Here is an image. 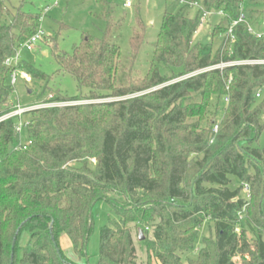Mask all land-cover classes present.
<instances>
[{
    "label": "trees",
    "instance_id": "1",
    "mask_svg": "<svg viewBox=\"0 0 264 264\" xmlns=\"http://www.w3.org/2000/svg\"><path fill=\"white\" fill-rule=\"evenodd\" d=\"M245 1L175 0L181 8L165 12L149 70L140 75L142 19L123 56L112 42L123 21L114 19L112 3L96 0L107 25L103 36L84 35L71 55L56 53L62 71L82 93L88 89L89 103L30 112L25 145L17 119L0 124V264H76L61 249L62 235L86 258L99 202L115 219L101 230L98 264H137L133 228L138 240L143 232L147 264H184L208 222L215 238H204L188 264H264V64L191 76L264 61V36L245 24L233 28L234 41L228 35L241 14L254 29L258 18ZM204 12L219 22L207 43H194ZM41 25L42 16L11 12L0 1V118L14 110L16 69L46 79L26 63L6 64ZM211 106L216 112L205 118ZM24 232L32 244L20 248Z\"/></svg>",
    "mask_w": 264,
    "mask_h": 264
},
{
    "label": "rangeland",
    "instance_id": "2",
    "mask_svg": "<svg viewBox=\"0 0 264 264\" xmlns=\"http://www.w3.org/2000/svg\"><path fill=\"white\" fill-rule=\"evenodd\" d=\"M5 3L11 12L20 9L23 12L42 16L41 31L44 33L42 39L36 44L34 50L29 52L22 48L19 52V63H26L43 75L44 80H33V83L26 84L20 77L11 96L10 104L16 107L18 104L23 108L34 107L42 104L53 95L64 98L80 97L84 101L75 104H86V94L79 90L78 82L69 74L62 71L56 53L71 55L76 46L82 43L84 35L101 38L106 30V22L102 7L96 0H0ZM114 6V19L122 20V27L118 33L112 37V42L119 45L122 55L130 52V38L136 26V18L139 16L146 30L145 43L141 49L139 58L136 61V68L140 75H145L153 59L154 47L162 28V19L167 10L178 12L181 5L169 0L171 6L167 7L165 0H132L133 6L126 8L127 0H108ZM245 10L255 11V18L258 21L253 23L257 32H264V0H246ZM49 9L48 12L46 10ZM195 14V10L192 12ZM260 15V17H259ZM209 23L202 26L194 38V43H207L210 39L213 27L219 22V17L212 16ZM9 22L8 18L3 19V23ZM260 22V23H259ZM221 43L220 39L215 40L214 50H217ZM31 92V93H30ZM30 93V94H29ZM82 93V94H81ZM198 100L197 98L194 100ZM215 104V100H213ZM216 106H211L205 118H213ZM30 114H25L23 122L30 120ZM204 118V119H205ZM199 118L191 119L189 122H199ZM202 126L205 122L201 121ZM21 145L29 143L27 131L23 130L20 136ZM260 147H264V133L261 136ZM94 162V161H93ZM238 188L235 183L233 189ZM93 232L86 247V258L78 256L73 248L70 239L66 235L60 238V246L65 257L76 264H98L101 244V230L115 219V214L104 202H99L93 209ZM135 247L137 250V264H147V251L143 243L137 238V229L133 228ZM248 236L252 238V232L248 231ZM152 237V230L150 232ZM215 238L212 223H206L200 231L199 239L195 245V251L183 255L184 264H188L189 259H196L199 250L203 247V239ZM32 244L29 233H22L19 240L20 248H25ZM22 256L18 251V257ZM155 263V262H154Z\"/></svg>",
    "mask_w": 264,
    "mask_h": 264
},
{
    "label": "built area",
    "instance_id": "3",
    "mask_svg": "<svg viewBox=\"0 0 264 264\" xmlns=\"http://www.w3.org/2000/svg\"><path fill=\"white\" fill-rule=\"evenodd\" d=\"M180 2H182V0H179ZM132 0H127L125 7L126 8H131L132 7ZM196 9H199L198 6L195 7ZM49 9L46 10V12H48ZM218 15H222V13H219ZM212 16V13H205L203 14V18H202V26L205 25L208 22V18ZM239 24H245L248 26L249 31L253 34H255L258 38H262V36H264V32H256L248 23H247V19L245 17L244 14H241L240 18L235 21L233 23V25L231 26L230 30H229V36L231 37V39L234 41V37H233V28L238 26ZM44 36V33L42 31H39L35 36H33L24 46L23 48H25L27 51L31 52L34 50V47L36 46V44L42 39V37ZM7 66H11V67H17L19 64V55L17 54L16 57L14 59L8 60L7 61ZM264 64V61H243V62H236V63H229V64H222L220 66L214 67V68H209L206 69L204 71L195 73L191 76L194 75H198L200 73H204V72H208L211 70H223L226 67H232V66H255V65H262ZM20 77L26 84H31L33 83V78L25 71L16 69L12 76H11V84L12 86L15 87L16 83H17V78ZM257 97H260V93L257 94ZM226 102H228V98L225 100ZM77 104L72 103V102H59L57 101L53 95H51L49 97V100H46L45 102H43L40 105L34 106V107H28V108H23L21 107L19 104L14 107V110L1 117L0 118V124L3 122H6L8 120H12V119H17L18 120V125H17V132L19 134L22 133L23 130L27 129V127L30 125V121L27 122H23V117L25 114H28L32 111H37V110H41V109H52V108H65V107H69V106H75ZM218 125L215 126L214 128V132L217 133L218 132ZM24 149H26L24 147ZM245 192L248 193V186H245ZM237 232H239V230H237Z\"/></svg>",
    "mask_w": 264,
    "mask_h": 264
},
{
    "label": "water",
    "instance_id": "4",
    "mask_svg": "<svg viewBox=\"0 0 264 264\" xmlns=\"http://www.w3.org/2000/svg\"><path fill=\"white\" fill-rule=\"evenodd\" d=\"M30 93H31V92H30ZM30 93H29V94H30ZM139 235H140V239H139V240H140L141 242L144 241V237H143V232H142V231L139 232Z\"/></svg>",
    "mask_w": 264,
    "mask_h": 264
}]
</instances>
